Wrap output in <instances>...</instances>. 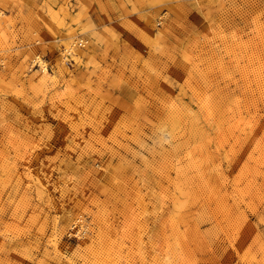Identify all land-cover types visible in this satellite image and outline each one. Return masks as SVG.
<instances>
[{"label": "rangeland", "instance_id": "1", "mask_svg": "<svg viewBox=\"0 0 264 264\" xmlns=\"http://www.w3.org/2000/svg\"><path fill=\"white\" fill-rule=\"evenodd\" d=\"M0 264H264V0H0Z\"/></svg>", "mask_w": 264, "mask_h": 264}, {"label": "bare ground", "instance_id": "2", "mask_svg": "<svg viewBox=\"0 0 264 264\" xmlns=\"http://www.w3.org/2000/svg\"><path fill=\"white\" fill-rule=\"evenodd\" d=\"M75 44V43H74ZM73 48V46H70V48L69 49H72ZM74 49V48H73Z\"/></svg>", "mask_w": 264, "mask_h": 264}]
</instances>
